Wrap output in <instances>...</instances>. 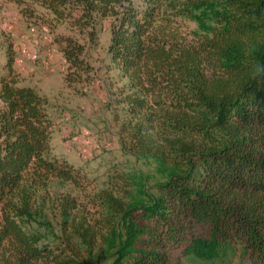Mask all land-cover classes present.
<instances>
[{
    "label": "trees",
    "instance_id": "16d2710c",
    "mask_svg": "<svg viewBox=\"0 0 264 264\" xmlns=\"http://www.w3.org/2000/svg\"><path fill=\"white\" fill-rule=\"evenodd\" d=\"M45 25L63 81H92L107 21L112 119L138 169L97 184L54 154L44 98L0 75V264H264V0H8ZM64 27L67 34H55ZM154 176V175H153Z\"/></svg>",
    "mask_w": 264,
    "mask_h": 264
},
{
    "label": "rangeland",
    "instance_id": "374dc122",
    "mask_svg": "<svg viewBox=\"0 0 264 264\" xmlns=\"http://www.w3.org/2000/svg\"><path fill=\"white\" fill-rule=\"evenodd\" d=\"M55 34H67L64 27ZM47 26L26 23L15 4L0 0V75L7 73L12 55L13 74L19 85L34 88L45 100L52 119L51 145L54 154L81 168L97 184L104 183L110 168L138 169L156 178L152 166L127 155L121 148L117 125L112 119L113 95L120 85L119 72L110 60V29L107 21L97 25L96 42L87 51L93 66L92 81L77 90L64 81V59ZM154 175V176H153ZM232 247L213 262L185 257L181 264H236Z\"/></svg>",
    "mask_w": 264,
    "mask_h": 264
}]
</instances>
